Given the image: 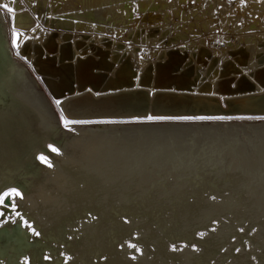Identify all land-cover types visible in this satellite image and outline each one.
<instances>
[{
    "label": "water",
    "instance_id": "95a60500",
    "mask_svg": "<svg viewBox=\"0 0 264 264\" xmlns=\"http://www.w3.org/2000/svg\"><path fill=\"white\" fill-rule=\"evenodd\" d=\"M8 38L0 11V264H264V122L62 126Z\"/></svg>",
    "mask_w": 264,
    "mask_h": 264
},
{
    "label": "rangeland",
    "instance_id": "374dc122",
    "mask_svg": "<svg viewBox=\"0 0 264 264\" xmlns=\"http://www.w3.org/2000/svg\"><path fill=\"white\" fill-rule=\"evenodd\" d=\"M9 1L14 4L15 9H18V14L26 15L29 18L30 23L27 21L29 25L24 31L34 33L24 39L23 41L25 42L23 43L22 41L19 44L20 46L16 45L19 38L16 35L18 31L15 29L16 23L13 20V13L4 7L6 5L4 0H0V11L5 15L9 34L8 45L12 58L28 70L43 94L48 98V101L50 100L51 106L61 119L62 126H65L64 121L66 120L63 107L64 110H67L68 107L77 104L83 96L78 97L75 94L74 99L62 102V105H60L62 107H60L52 99V96L54 99L60 98L55 96L50 82L59 83L61 77L60 75L48 76L44 74L38 65L40 58L42 60L54 59L56 66L59 68L64 64L77 66L79 61L86 58L95 59L101 54L110 63V69L108 68L110 71H103L107 73L106 75L112 76V80L117 78L123 69L127 68L130 70V65L133 64L137 77L133 79L131 72V82H134V86L132 85L131 89H129L133 92H147L149 99H151L153 96L150 90H152L153 81L156 80L157 70L170 64L173 56H177L180 59L176 74L189 77L184 72L185 68L181 66L183 59L180 54H169L174 51L187 54L202 77L200 81L195 82L196 87L190 86L194 99L203 98V96L211 100L218 99L217 102H220L222 107L227 108L226 102L237 98L240 94L237 92H239L242 82H248L253 85L255 91L240 95L242 97L252 95L257 102L251 107H243L238 110L255 115L223 121L261 122V120H264V117H257V115H264V84H259L255 79L260 70L264 71V36H255L254 39L246 42V38L241 35L243 30H250L251 33L252 31L260 33L259 29L263 28L264 30V18L253 20L250 15H247L248 13L243 14L240 11L243 9L246 12L254 13L255 17H257L258 10L262 8L264 15V0H175L176 2L172 1L167 6L166 4L164 6L158 5L156 6L158 8L154 7L146 11L141 10L136 6L138 4L136 2L134 4L133 1L130 2L131 13L127 16L128 19L120 20L117 25L113 23L112 26L101 22V24H96L95 20L93 21L90 18V13L94 10H83V6H80L77 0ZM66 7H69L70 10ZM62 12L65 13L63 14ZM58 18L60 19L58 20ZM27 22L23 24H27ZM256 22L262 24L263 27L261 26L260 28V25H255L254 23ZM117 30L120 31L117 32ZM65 47L71 49L68 52L72 54L69 62L59 59L61 50ZM255 47L259 49L258 52L255 51ZM200 54L202 56H208L207 54H209L210 57H206L207 61L202 63L199 60ZM115 58H118V61L115 62ZM125 59H129V63L126 61V64H124L123 61ZM122 65L123 67H121ZM227 68L231 69L232 72H229ZM118 69L119 71L117 72ZM246 69L248 70L246 71ZM100 70L95 69V73L98 74ZM44 76L48 77L46 82H43ZM148 76L149 79L147 78ZM226 76L232 77V79ZM146 80H149V84L145 85L147 83L145 82ZM205 84L207 85L203 87ZM224 84L228 87V95L222 96L219 87ZM171 87L170 91H175V87ZM202 87L203 91H201ZM73 88L77 89L78 85L74 83ZM259 88H262V90L258 91ZM157 92L160 93L162 91L157 90ZM66 94L68 95L69 93ZM240 95L239 97H241ZM90 96L94 100L100 101L106 95H100L97 98L96 95ZM84 105L82 110H90V106ZM92 109H96L94 111L97 112L103 111L96 107H92ZM146 109L151 110L153 113L159 111L151 103ZM97 112L94 114L90 113L87 117H82V119H90V123H94L93 119L105 118L100 117V113L97 114ZM145 117H148V115H145ZM143 121L145 123L148 122L143 119L138 122ZM103 122L111 123L112 121Z\"/></svg>",
    "mask_w": 264,
    "mask_h": 264
},
{
    "label": "bare ground",
    "instance_id": "6f19581e",
    "mask_svg": "<svg viewBox=\"0 0 264 264\" xmlns=\"http://www.w3.org/2000/svg\"><path fill=\"white\" fill-rule=\"evenodd\" d=\"M133 1H134V4L135 2L138 4L136 6H138L141 10H145V11L148 9H153L154 7L158 8L156 7L158 5L164 6V4H166L167 6V4L169 5L172 1L176 2L175 0H77L80 6H83V10L84 9L94 10L92 13H90V18L93 21L95 20L96 24H99L101 22L102 24L106 23L111 26L113 23L117 25L118 23H120V20H126V18L128 19L127 16H129L131 13L130 2H133ZM4 3L9 8H12L14 10L12 12L13 18H14L13 20L16 23V24L14 23L16 25L15 29H17L18 31L17 33L19 34L17 35V37L19 38V41H18L19 43L16 42V45H19L20 43H22L24 39L34 34V33H30L31 32L30 30H29L30 32L24 31L26 27L29 25L30 20L26 15L18 14L17 13L18 9H15L14 4H12L9 0H4ZM240 11L243 12V14L248 13L247 15H250L253 18V20L264 18V15L262 13L263 12L262 8L258 10L256 14L257 17H255L254 13L246 12L243 9H241ZM59 19L60 18H58V20ZM82 19H85V18H82ZM25 22H27V24H23ZM254 24L260 25V28L262 26V24H260L259 22H256ZM259 30H260V33L259 32L256 33L255 31H252L251 33L250 30H243L241 35L244 38H246V42H249L252 39H254L255 36H259V35L264 36L263 28ZM118 31L120 30H117V32ZM237 38H238V35H237ZM24 42L25 41H23V43ZM69 50H71L69 47H65L64 49H62L59 59L65 62H69L72 57V54L68 53ZM255 51L258 52L259 49L255 47ZM179 62H180L179 57L173 56L170 64L160 67L157 70L156 80L153 81L154 83L152 85V90H150L151 91L150 93L153 96L151 99H149L147 92H133L132 90H130L133 85L132 84L133 82H131V71L127 68L123 69L119 73L117 78L109 82V85L106 87V89L111 88V90H109L108 92L106 91L97 92L96 90L101 88L102 83L104 82L106 78L105 74H103L104 71L101 68L103 69L109 68V64H108L109 62H107V58L101 54L95 59L86 58L84 60H81L77 63V66H72L70 64H64L58 68L56 66V62L54 59L42 60L41 58L39 59L38 65L40 66L42 72L48 76L60 75L61 80L59 83L50 82L51 87L53 88L54 94L57 98H62L63 96H65L62 98V101L61 99H54L52 96V99L55 102H57L59 106L62 105V102L63 103L68 102L74 99L75 94L78 97L83 96L77 104H75L74 106L68 107L67 110L66 109L64 110V107H63V113L66 117V120L78 121V122H90V119L85 120V119H82V117H87L88 114L90 113L94 114L95 112H97V111H94L96 109H92V107L94 108L96 107L97 109L103 110V111H98L97 114L100 113L99 116L105 117V118L93 119L94 123H78V124L75 123V124H68L67 126H101V125H112V124L113 125L114 124L115 125H131V124L133 125H152V124L253 123L250 121H223L227 119L230 120V119H237V118H245V117H248L249 115H255V114H247L246 112L242 110H238L243 107L244 108L251 107L257 102V100H255L253 98L254 96L252 95L245 96V97H242L240 95L243 93L255 91L251 83L242 82L240 90L239 92H237L238 94L240 93L239 95L241 97H239L238 95L237 98H233L229 102L227 101L226 104L228 105L229 109L228 107L224 108L222 107L220 102H217L218 99L211 100L209 98H205L204 96L203 98H195V99L194 97H192L193 96V93L191 92L192 90L191 91L186 90L185 88L188 86L190 87V83H192L193 80L192 79L190 80V78L186 75L176 74L177 65L179 64ZM95 69H101V70L97 74L95 73ZM227 69L229 72L230 71L232 72L231 69L229 68ZM247 70L248 69H246V71ZM226 77H229V76H226ZM147 78L149 79V76ZM229 79H232V77L231 78L229 77ZM255 79L257 80L259 84H264V71L260 70L259 73L256 75ZM145 82H147L145 83V85L149 84V80L148 81L146 80ZM74 83L78 85L77 89L73 88ZM171 85H175V86L171 87ZM170 87L171 88L175 87V91H170ZM68 90H70L71 93L67 95L66 93L68 92ZM157 90L162 91V92L159 93L157 92ZM219 90L221 91L222 96L228 95L227 94L228 87L225 84L221 85L219 87ZM261 90L262 88L258 89V91H261ZM197 92L199 93V91ZM107 94H110V95H107ZM90 95L92 96L96 95V98L100 95L101 96L106 95V96L105 97L103 96L104 98L102 100L96 101ZM224 99L226 100V98ZM49 103H50V100H49ZM149 103L154 104L159 109V111L153 113L151 110L146 109ZM84 104L86 106H90V110L89 109L82 110L83 109L82 106ZM221 111H224V113ZM145 115H148V117H145ZM150 117L152 119H149ZM252 117H255V116H252ZM257 117L262 118L264 117V115H257ZM142 119L147 120L148 122L146 123L144 121L138 122L139 120H142ZM103 121H112V122L104 123ZM210 121H217V122H210ZM261 122H264V120H261Z\"/></svg>",
    "mask_w": 264,
    "mask_h": 264
},
{
    "label": "snow or ice",
    "instance_id": "6c2138e0",
    "mask_svg": "<svg viewBox=\"0 0 264 264\" xmlns=\"http://www.w3.org/2000/svg\"><path fill=\"white\" fill-rule=\"evenodd\" d=\"M5 8H7V10L9 12H13L14 10L12 8H9L7 5H4ZM16 35H19L18 33ZM63 119V117H62ZM149 119H152L151 117ZM65 126H67L68 124H75V123H90V122H78V121H70V120H65L64 121ZM51 150L53 152H57V154H59V150L56 149L55 147L50 146ZM40 159L42 161L47 162L46 157H40ZM49 166L51 167V164H49ZM21 194L16 190V189H12L10 191H0V207H7L6 205V200H12V208L13 210L15 209V197L20 196ZM22 198V197H21ZM4 213L0 212V216H2ZM34 235H39V233L35 232V230H33ZM203 235V234H202ZM130 247L135 248L136 245H130ZM175 251V249H173ZM133 259H135V257H133Z\"/></svg>",
    "mask_w": 264,
    "mask_h": 264
}]
</instances>
